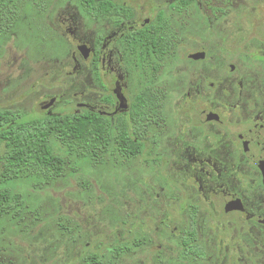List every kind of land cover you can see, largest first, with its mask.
Returning <instances> with one entry per match:
<instances>
[{
	"label": "rangeland",
	"instance_id": "rangeland-1",
	"mask_svg": "<svg viewBox=\"0 0 264 264\" xmlns=\"http://www.w3.org/2000/svg\"><path fill=\"white\" fill-rule=\"evenodd\" d=\"M80 1L46 0L43 23H53L55 10L61 9L59 13L75 14V20L84 27L86 23L77 18ZM127 1L140 7L142 19H153L156 10L168 11V5L175 0ZM31 9L23 7L8 37L0 38V110L18 111L25 119L36 120L46 114L36 109L41 101H55V106L45 115L50 117L69 114L76 110L78 103L98 105L104 93L93 83L85 66L80 67L79 74H71L75 70L71 59L74 46L65 40L63 34L67 33L48 32L49 27L37 22V13ZM169 17L174 35L173 50L152 78L138 80L135 73L129 94L132 98L145 86L162 92L166 111L171 114L170 127L152 126L147 138L153 140V144H148L144 153L135 158L122 156L112 141L106 152L94 159H82L52 140L53 153L64 160L61 176L50 181L22 177L9 184L0 183V190L20 193L24 199L20 219L7 217L0 221V264H85L86 258L93 254L104 264L111 257L112 248L122 243L129 244L131 251L122 254L117 264H202L193 256H188L186 262L181 259L180 239L175 235L170 240L152 234L148 237L151 242L141 247L133 246V241L140 238L141 233L149 234L150 229L154 230L155 220L166 216L174 222V233L182 228L183 186L186 179H195V176L190 177L192 174L184 176L185 158L181 150L190 143L179 141V137L173 142L168 139L174 131L172 126L184 128L198 115L197 111L190 112L183 106L187 92H196L190 87H197L202 78L206 79V88L208 83H216L218 79L212 68L216 63L219 67L218 70L216 66L219 73L216 87L219 86L220 114L224 121L240 120L235 117L238 111L247 114L241 106L236 111L228 110V106L239 102L250 105L256 99L254 86L264 78L260 76L263 74L260 64L242 63L233 55L242 52L264 57V0H209L207 3L195 0L187 12H172ZM43 33L47 34L44 41ZM200 51L206 53L203 64L193 67V63L185 62L187 55ZM229 65L237 66L234 76L225 74ZM130 66L127 65L132 72ZM145 68L148 73L151 65ZM239 76H243L244 82L241 92L230 84L233 77ZM209 96L206 91L207 104ZM128 98L130 100L129 95ZM151 151L166 157L155 168L149 163L148 152ZM3 154L1 144L0 173ZM217 158L218 163L225 161L220 155ZM197 181L200 180L197 179L192 188L189 185L185 199L193 203L204 193L200 218L212 232L207 242L209 260L206 264H218L213 252L219 233L229 225L219 218L218 195L210 197L213 190L200 189L207 183ZM171 197L174 201L169 204ZM249 202L264 216V197L252 193ZM230 231L232 234L240 232L238 224ZM252 231L255 233L258 229ZM158 246L160 254L156 250ZM249 248L243 255L233 252L237 264H264V241L253 236ZM245 255L250 263H246Z\"/></svg>",
	"mask_w": 264,
	"mask_h": 264
},
{
	"label": "flooded vegetation",
	"instance_id": "flooded-vegetation-1",
	"mask_svg": "<svg viewBox=\"0 0 264 264\" xmlns=\"http://www.w3.org/2000/svg\"><path fill=\"white\" fill-rule=\"evenodd\" d=\"M181 1L185 0L171 2L168 5V11L162 8L156 10L153 19H142L140 7L131 1L87 0V8H83L81 5L83 1L81 0L77 18L80 22L86 23L84 24L85 28L77 22L78 19L75 20V14L70 12L59 13L61 9L55 10L54 22L44 24L45 8L31 9L37 13L36 21H40L43 27H49L48 32L54 30L57 31V34L61 31L67 33V35L63 34L65 40L68 39L74 46L71 59L75 65V70L71 74H79L80 67L85 66L93 83L104 93L101 95L98 105L95 106L88 102L78 103L76 110L69 114L76 115L83 112L98 114L107 120L113 133L119 122H125L129 128H137L131 130L129 135L134 143L142 144V149L138 155L126 158L139 156L144 153L148 144H153V140L147 138L152 126L165 128L171 123V114L166 111V101L162 92L154 90L151 86H145L131 98L129 91L131 79L135 73L138 74V80L140 78H152V75L158 73L160 65L165 62L166 57L173 50L174 35L169 13L183 14L188 11L195 0L189 6L185 5L181 9H175L174 6ZM204 1L207 3L209 0ZM46 33H43V41ZM81 47L84 48L79 50ZM198 53H204V58L198 60L190 58L191 55ZM235 55L243 61L242 63L260 64L263 72L260 76L263 75L264 77V57L253 54L247 55L242 52H237L233 56ZM205 58L206 53L200 51L187 55L185 62L187 64L193 63V67H197V65L204 63ZM251 58L252 60L249 61ZM129 64H131L132 72L127 67ZM215 64L212 68L215 70L214 76L218 81L208 83L206 88L204 86L206 79L202 78L197 87H190L196 91L195 93L187 92V102L183 106L186 105L190 112L197 111V117L192 123L185 124L184 128L177 125L172 126L175 131L172 130V132L175 135L172 139L171 132L168 139L173 142L179 137V141L190 143V145H184L185 147L181 150L185 158L184 176L186 178L187 175L192 174L190 177L195 176V179H186L183 186L182 200L184 199V202H182L185 209L184 219L182 218L180 223L182 228L174 233L172 226L174 222L168 219V216L163 217L158 221L155 220L154 230L150 229L149 234L141 233L140 238L133 241V246L141 247L148 242L150 243L152 239L148 237L152 234L155 237L163 235L170 240L175 235L180 239L179 249L182 260L186 262L188 256H193L202 264L208 262L207 242L212 236V232L205 228L204 219L201 221L200 218L203 212L201 206L204 201V193L193 203H189L185 199V192L190 189V186L192 188L198 179L201 183H207V186H200V189H205L208 192L213 190V195H210L212 198L218 195V199H216L219 218L229 225L225 231L219 233L218 244L213 252L216 261L218 264H237L234 251H239V255H243V252L246 253L248 249L250 250L249 246L252 245L253 236L264 241V216L259 214V211L249 202L252 193L264 197L263 174L254 162L264 158V78L257 81L254 86L253 95L256 98L253 100L254 102H250V105L239 102L228 106V110L233 109L235 111L241 106V109L247 114H240L238 111L235 113V117L240 118V120L227 122L222 119L220 114L219 86L216 87L219 82L217 77L219 73L216 72L218 64ZM146 65H151L148 73L145 68ZM225 71L227 76H234L237 73V66L229 65ZM242 77L239 76L241 79H233V77L230 81L232 86L236 85L238 92H241L244 86ZM187 85V89H189V81H187ZM204 90L210 93L208 104L204 99L206 92ZM144 92H149L151 101L147 102L148 104L140 105L139 97ZM118 96L124 99L125 108L121 107ZM190 96L195 98V101ZM241 96L239 94V98ZM48 102L50 101H41L36 106L40 113H46L43 114V117L48 115V111L55 106V101H53L50 107L44 109ZM134 107L136 109V123L131 120V110ZM142 107L145 110L143 114L138 110ZM224 110H227L226 107ZM178 134L180 135L177 136ZM112 141L116 143L114 139ZM148 154H150L149 163H152L154 168L160 160L166 158L154 151L148 152ZM217 155H220V158L225 159L226 162L224 160L222 163L216 162L215 160H219ZM208 181L211 185H208ZM168 200L169 204L174 201L172 197ZM236 224H238L240 232H233L234 234H232L230 230ZM256 228L258 231L253 233L252 229ZM117 246H120L122 250L121 256L131 251V247L127 243ZM160 249L159 246L156 248L158 254H160ZM245 258L246 263H248L250 258H247L246 255Z\"/></svg>",
	"mask_w": 264,
	"mask_h": 264
},
{
	"label": "trees",
	"instance_id": "trees-1",
	"mask_svg": "<svg viewBox=\"0 0 264 264\" xmlns=\"http://www.w3.org/2000/svg\"><path fill=\"white\" fill-rule=\"evenodd\" d=\"M82 1V7L87 8V0ZM192 1H181L174 8L189 6ZM45 2L46 0H0V38L8 37L14 22L20 16V9L25 6L42 9ZM139 98L140 105L151 101L149 92H144ZM132 109L131 120L136 123V109ZM138 110L145 113L143 107ZM24 117L18 111L0 110V145L4 147L0 183L9 184L22 177L50 181L61 176L64 160L53 153L52 140L58 141L69 152L82 159H94L106 152L112 139L116 142L117 151L124 157H134L142 149V144L134 143L129 135L131 130L137 128H129L125 122H119L113 133L107 120L98 114L83 112L76 115L45 116L36 120ZM23 212L24 199L20 193L9 189L0 190V221L7 217L20 219ZM121 253L120 246H114L107 264H116ZM97 257L96 254L89 255L85 264H100Z\"/></svg>",
	"mask_w": 264,
	"mask_h": 264
},
{
	"label": "water",
	"instance_id": "water-1",
	"mask_svg": "<svg viewBox=\"0 0 264 264\" xmlns=\"http://www.w3.org/2000/svg\"><path fill=\"white\" fill-rule=\"evenodd\" d=\"M84 47H81L79 50L83 49ZM191 59L194 60H198V59H203L204 58V53H198L195 55H191L190 56ZM118 98H120V102H121V107L125 108L126 106H124V99L120 96H118ZM53 103V101L48 102V104L44 107V109H47L48 107L51 106V104ZM257 166L261 169L262 174H263V184H264V158H260L254 161Z\"/></svg>",
	"mask_w": 264,
	"mask_h": 264
}]
</instances>
